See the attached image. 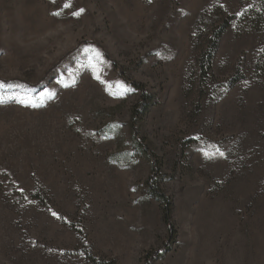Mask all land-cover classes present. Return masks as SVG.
Returning a JSON list of instances; mask_svg holds the SVG:
<instances>
[{
	"label": "rangeland",
	"instance_id": "obj_1",
	"mask_svg": "<svg viewBox=\"0 0 264 264\" xmlns=\"http://www.w3.org/2000/svg\"><path fill=\"white\" fill-rule=\"evenodd\" d=\"M0 80L39 105L0 104V264H144L149 153L177 231L154 264H264V0H0Z\"/></svg>",
	"mask_w": 264,
	"mask_h": 264
},
{
	"label": "trees",
	"instance_id": "obj_2",
	"mask_svg": "<svg viewBox=\"0 0 264 264\" xmlns=\"http://www.w3.org/2000/svg\"><path fill=\"white\" fill-rule=\"evenodd\" d=\"M230 25V19L226 18L223 21H220L216 25L210 26L211 36L204 40V47L201 51V55L199 58V68L201 75L205 76L211 69V63L213 59V55L218 47L220 37H222L223 33ZM112 64L119 68V65L116 61L110 59ZM120 71V69H119ZM119 75L126 80V83L131 85L133 88L139 90L141 92V101L135 111L132 113V119L137 120L138 113L143 116L146 114L151 106L154 103L153 96L146 90V87L140 84V82L131 81L124 77L122 71L119 72ZM239 77H234L231 81V84H235ZM133 127V126H132ZM133 131H136L133 127ZM138 144H140L138 142ZM146 153L149 151L147 149H143ZM152 163L150 168V176L146 180V190L149 195L155 198L159 203V208L161 211V218L166 225L167 229V238L163 246L159 249L151 250L145 252L143 255V262L144 264H154V261L157 257L161 255L162 252L171 248V245L175 243L177 231L175 228V224L172 219V208L173 203L171 197L164 191V189L159 184L160 178V169L161 165L157 162V159L154 154L149 153Z\"/></svg>",
	"mask_w": 264,
	"mask_h": 264
},
{
	"label": "snow or ice",
	"instance_id": "obj_3",
	"mask_svg": "<svg viewBox=\"0 0 264 264\" xmlns=\"http://www.w3.org/2000/svg\"><path fill=\"white\" fill-rule=\"evenodd\" d=\"M68 7H71L70 2H66L64 4V8H68ZM83 11H84V9H79L77 11H74L72 13V15L78 17ZM53 15L59 16V15H61V11H57V12L53 13ZM83 51L86 54H89V56H88V66L91 67L94 70V72L97 73L96 78L99 80L100 79V76L98 74L99 73V68H98V65H97L96 61H98V60H100L102 58V54L95 47H92V46H89V47L83 49ZM118 86H119V88L123 89L124 91L128 90L126 88V86L123 85L122 83H119ZM14 87H21V85H14L12 83H6L5 81L0 80V104H4V103H6L9 100H14V101H16V102H18V103H20L22 105H25V106H32V107L39 106L36 103V99L33 98L30 94H27V93H10V92L7 91L8 89H11V88H14ZM109 87H111V85H109ZM39 99H40V103L42 104L43 103V98L41 97ZM212 147L215 148V146H212ZM201 151H203L206 156L210 155L204 149H201ZM215 151L220 156L224 155L223 152H220L219 148H215ZM53 215H55V213H53Z\"/></svg>",
	"mask_w": 264,
	"mask_h": 264
}]
</instances>
